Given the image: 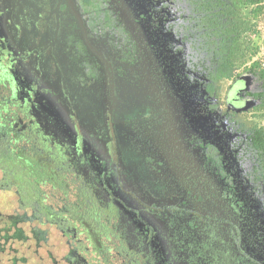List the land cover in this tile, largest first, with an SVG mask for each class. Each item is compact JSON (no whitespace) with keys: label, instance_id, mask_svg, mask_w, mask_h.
Wrapping results in <instances>:
<instances>
[{"label":"trees","instance_id":"obj_1","mask_svg":"<svg viewBox=\"0 0 264 264\" xmlns=\"http://www.w3.org/2000/svg\"><path fill=\"white\" fill-rule=\"evenodd\" d=\"M140 2L194 92L220 103L240 76L257 84V104L229 114L234 161L215 145L203 163L164 156L145 130L155 183L136 186L114 124L94 153L89 141L52 133L0 84V264H264V0ZM242 173L262 200L242 196Z\"/></svg>","mask_w":264,"mask_h":264},{"label":"flooded vegetation","instance_id":"obj_2","mask_svg":"<svg viewBox=\"0 0 264 264\" xmlns=\"http://www.w3.org/2000/svg\"><path fill=\"white\" fill-rule=\"evenodd\" d=\"M35 2L0 0V84L13 92L18 106H34L56 134L44 115L48 111L39 107L47 96L57 97L66 107L65 115L73 128L65 136L81 138L85 145L89 141L94 153L100 152L102 146H96L87 132V122L98 132L107 122L114 127L117 123L146 122V131L161 139L164 156H188L203 163L207 159L203 149L215 145L227 150L228 164L234 161L230 152L234 136L229 114L235 112L228 109L226 98L232 83L241 76L229 83L220 103L194 92V84L179 75L181 69L173 66L166 55L168 45L172 51L175 46L166 40L165 30L156 26L150 9L146 11L140 0H44L45 7L32 14L36 21L33 28L28 9ZM17 12L20 15L15 17ZM62 20L74 42L64 47V55L75 47L77 52L91 55L95 60L98 77H92L99 84L103 98L99 120L79 115L67 90L55 48L57 43H63L58 39L63 35L59 25ZM253 85L255 89L242 93L241 97L252 99L256 105L253 94L258 87L254 81ZM126 101L133 112V117L127 120L121 119L117 109ZM21 112L19 117L28 122L32 115L27 117ZM200 116L215 117L218 124L211 127L199 123ZM239 180L245 186L243 197L262 200L259 190H253L245 174Z\"/></svg>","mask_w":264,"mask_h":264},{"label":"rangeland","instance_id":"obj_3","mask_svg":"<svg viewBox=\"0 0 264 264\" xmlns=\"http://www.w3.org/2000/svg\"><path fill=\"white\" fill-rule=\"evenodd\" d=\"M43 1L44 0H36L33 5L29 6V22L33 28H35L36 21L33 19L34 15L32 14H34L36 10L45 7ZM19 15L20 13L17 12L15 17H18ZM59 25L61 26L60 32H62L63 35L58 39L63 43L61 45H58L57 43L55 48H57L56 53L60 60L63 73L66 76L65 83L67 90L70 95H72L75 108L79 115H85L93 120H99L101 118L103 98L99 84H96L95 79L93 80L92 77H98L96 74L95 60L91 55L89 56L84 52H77L75 47L71 48L67 51L66 55H64V47L69 44H74V42L72 34L68 33L66 23L62 20L59 22ZM259 43L261 47V55L264 56V22L262 23V35ZM60 49H62V51H59ZM254 89L253 78L247 74L242 75L239 79L232 83V86L227 93L226 104L228 109L235 113H241L254 107L255 102L252 99H243L241 97L242 93L246 91H253ZM39 108L46 112L48 111L46 114L44 113V115L48 117L49 124L56 131V133L67 135L69 132L73 131V128L65 115L66 107L60 99L57 97L52 99L47 96L45 100L41 102ZM117 109L121 112V119L127 120L128 118L133 117L132 108H129V102H123L122 105L117 106ZM198 122L202 124H210L211 127L218 124L217 119L211 116H206L205 118L202 117V119ZM86 124L88 129L87 132L92 135L96 146H102L104 130L102 129L98 132L94 126L89 124V122ZM195 128L196 126H194V129ZM115 129L118 137V143L123 149L122 155L124 167H126V170L129 169L128 171H130L128 178L131 184H135L136 186L153 185L155 183V179L145 170V164L148 161L147 157L149 158L150 156V159H154L155 157V152L149 151L150 149L152 150L151 146L155 147V143L152 144V139L149 137L140 135L148 129V124L146 122L117 123ZM159 140L161 139L158 137L157 141ZM136 142L141 144V148L143 149L142 151H137L135 149ZM220 145L222 146V144ZM145 150L149 156L145 153ZM156 191L158 192V190ZM242 191V194H244L245 191L243 189ZM158 195L161 197L166 196L165 191L160 190ZM252 201L257 202L255 199Z\"/></svg>","mask_w":264,"mask_h":264}]
</instances>
